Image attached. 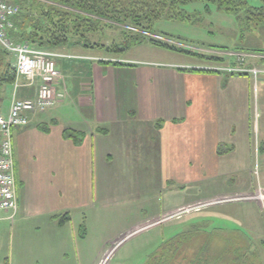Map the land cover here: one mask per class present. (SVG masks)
<instances>
[{"label":"crops","instance_id":"obj_1","mask_svg":"<svg viewBox=\"0 0 264 264\" xmlns=\"http://www.w3.org/2000/svg\"><path fill=\"white\" fill-rule=\"evenodd\" d=\"M256 30L264 34V25ZM77 49L82 48L73 47L75 53L67 52L68 48L54 52L61 74L56 90L67 97L66 101L70 98V105L64 102L65 97L49 115L31 113L27 127L12 131L19 207L13 219L12 213L0 211V264H14L16 255L25 258V264H67L65 258L70 254L81 255V230H88L91 220L99 219L103 212L149 202L144 191L149 187L151 174L157 176L158 187L163 190L166 184H177L183 178L182 168L177 172L172 164L177 159L189 164L203 162L207 155L203 146L207 143L195 136H200L205 128L227 133L224 138L238 142L237 118L241 114L244 122V107L234 101L232 107L238 114L233 113V124L224 127L219 119L229 107V102H222L223 97L232 82L242 77L225 81L226 77L219 74L116 66L112 59L88 57ZM70 57L77 62L60 61ZM82 59L90 63H81ZM12 60L15 67V59ZM18 83L17 90L14 85H8L11 89L4 85L0 90L3 116L8 115L14 98L37 97L39 79L34 85L22 78ZM240 85L243 90L230 93L246 97L249 85ZM67 129L81 135L79 145L64 138ZM219 141L212 145L211 154H217L219 143L226 144ZM151 160L159 163L153 171L147 165ZM188 170L191 173L189 167ZM202 170L205 169L193 168L194 172ZM250 199L262 203L264 196ZM213 200L210 204L219 201ZM133 210L136 212V208ZM135 216L134 226L122 235L133 229L135 232L142 225L150 227V220L160 217H144L143 213ZM258 240L264 243L263 238ZM248 248L258 256L250 245L242 247L244 251Z\"/></svg>","mask_w":264,"mask_h":264},{"label":"rangeland","instance_id":"obj_2","mask_svg":"<svg viewBox=\"0 0 264 264\" xmlns=\"http://www.w3.org/2000/svg\"><path fill=\"white\" fill-rule=\"evenodd\" d=\"M246 2L254 8H260L263 4L262 0ZM143 25L144 28L137 29L135 26H128L129 32L121 27L102 28L91 38L94 42L104 45L105 49L82 48L77 51L88 57L109 58L114 60L113 62L143 69H207L213 65L211 69L215 70L236 67L238 70L251 71L249 78L243 76L242 79L236 80L238 82H232L230 91L222 101L229 102L228 109L219 119L224 127L235 122H231L236 117L234 114H238L232 107L234 101L244 107V122L241 114L237 118L240 121L236 136L238 142L224 138L227 133L222 135V132L219 134L216 129L205 128L200 136H195L199 137L201 142L205 140L207 143L203 146L207 154L204 155L203 162L189 164L177 159V162L172 164L177 172L182 168L183 178L177 181V184L170 180L171 183L166 184L163 190L158 187L157 176L151 174L149 187L144 191L145 199L149 202L133 208L124 207L103 212L99 219L91 220L88 230L85 226V229L81 230V255L77 257L70 254L65 258L67 264H148L150 258L159 253L166 243L171 242L177 243V254L171 261L168 259L167 264H216L215 259H219L218 264H232L230 261L235 258L234 249H242L246 245H250L253 251L256 249L258 259L264 262L262 242L258 240L264 239V201L259 203L250 199L264 196V34L256 30L260 25L249 24L243 20L242 12H227L216 3L204 0L186 4L175 18L160 19L150 29L147 24ZM135 37L159 40L196 55L161 49L148 42L131 46L121 53H107L108 48L113 45L122 44ZM249 46L258 49L247 48ZM67 48V52L73 49L69 46L60 49ZM9 57L12 62L13 57ZM210 57L225 58L227 62L224 65H214L210 62ZM63 60L77 62L71 57L60 59ZM81 63L90 62L82 59ZM255 71L260 73L256 74ZM222 75L223 78L225 75ZM240 84L249 85L246 97L230 93L243 90ZM207 85L208 88L211 87V83ZM5 87L11 89L8 84ZM66 99L67 97L64 102L69 106L70 98L67 101ZM52 109L44 114L49 115ZM223 119L225 121H222ZM219 139V142L222 140L226 144L219 143L217 154L213 155L211 147ZM198 150L201 152L199 147ZM148 164L149 169L153 171L159 163L151 160ZM188 167L192 170L191 173ZM194 167H202L205 170L194 172ZM215 198L219 201L210 204ZM195 203L198 205H192ZM135 208L136 212L133 210ZM174 209H177L175 213L162 216ZM187 209L190 211H185ZM135 213H143L144 217H160L150 220V227L142 225L135 232L133 229L122 235L134 226L132 224L137 220ZM139 229L140 231H137ZM248 232L251 236H248ZM251 237L253 241H250ZM168 246L165 248L170 251L172 248ZM207 257L209 263H206ZM25 261L26 259L19 255L14 257V264H25Z\"/></svg>","mask_w":264,"mask_h":264},{"label":"trees","instance_id":"obj_3","mask_svg":"<svg viewBox=\"0 0 264 264\" xmlns=\"http://www.w3.org/2000/svg\"><path fill=\"white\" fill-rule=\"evenodd\" d=\"M19 7V14L13 19L14 27L9 31V36L18 43H27L35 50L56 52L64 46L80 47L89 50L105 49L100 42H94L92 36L106 27H121L127 30L128 26L144 28L153 26L158 20L167 18L173 19L178 15V11L183 6L195 0H6ZM198 1V0H196ZM203 1V0H202ZM216 3L219 8L227 12H242L243 20L249 24L264 25V0L260 8L248 5L246 0H204ZM148 29V30H149ZM147 31V29H145ZM129 36V34H128ZM144 42L174 52L187 55H196L189 50L172 46L168 43L146 37H135L122 44L113 45L108 48L107 53H121L128 50L131 46L141 45ZM0 47V90L4 85H14L16 72L10 57ZM9 61H7V60ZM210 62L214 65H224L225 58L210 57ZM116 66L124 65L120 62H112ZM234 65V64H233ZM229 69H236L230 67ZM3 70V71H2ZM189 73L203 74H224L227 81L230 77L248 76L246 72L234 71H215L213 69H180ZM101 131V130H100ZM64 138L74 141L75 144L81 143V135L71 129L64 131ZM63 218L61 219V223ZM173 241V240H171ZM263 249H264V243ZM169 245V246H168ZM172 249L166 250L165 247ZM177 243H166L163 251L160 250L155 256L149 259L148 264H167L176 257ZM207 252V247H205ZM235 258L232 264H264L258 259L257 255L251 254L250 248L234 249ZM208 256V255H207ZM224 259L222 260V263ZM219 259H215L218 264ZM206 263H209L207 257ZM195 264V263H189ZM210 264V263H209ZM221 264V263H220Z\"/></svg>","mask_w":264,"mask_h":264},{"label":"built area","instance_id":"obj_4","mask_svg":"<svg viewBox=\"0 0 264 264\" xmlns=\"http://www.w3.org/2000/svg\"><path fill=\"white\" fill-rule=\"evenodd\" d=\"M19 7L6 0H0V47L15 59L16 82L24 79L28 85H34L40 80L38 94L34 100L13 99L7 116L0 114V211L12 213L11 219L18 212L16 179L14 175L12 131L27 127L31 113H44L55 107L65 98L57 92L56 83L61 74L56 68L55 53L33 49L27 43L15 42L9 31L14 27L13 19L19 14ZM237 69V68H236ZM223 69L220 71H234L252 73L244 69ZM255 73H260L255 71Z\"/></svg>","mask_w":264,"mask_h":264},{"label":"bare ground","instance_id":"obj_5","mask_svg":"<svg viewBox=\"0 0 264 264\" xmlns=\"http://www.w3.org/2000/svg\"><path fill=\"white\" fill-rule=\"evenodd\" d=\"M180 214H181V213H180ZM180 214H179V215H180Z\"/></svg>","mask_w":264,"mask_h":264}]
</instances>
